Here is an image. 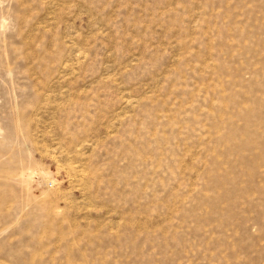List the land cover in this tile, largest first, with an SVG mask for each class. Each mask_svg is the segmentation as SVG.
<instances>
[{
  "label": "rangeland",
  "instance_id": "374dc122",
  "mask_svg": "<svg viewBox=\"0 0 264 264\" xmlns=\"http://www.w3.org/2000/svg\"><path fill=\"white\" fill-rule=\"evenodd\" d=\"M0 264H264V0H0Z\"/></svg>",
  "mask_w": 264,
  "mask_h": 264
}]
</instances>
